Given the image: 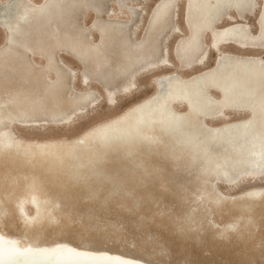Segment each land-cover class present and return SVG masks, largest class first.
Returning a JSON list of instances; mask_svg holds the SVG:
<instances>
[{
	"label": "rangeland",
	"instance_id": "rangeland-1",
	"mask_svg": "<svg viewBox=\"0 0 264 264\" xmlns=\"http://www.w3.org/2000/svg\"><path fill=\"white\" fill-rule=\"evenodd\" d=\"M157 1L105 0L102 13L106 18L129 21L131 30H136L132 34L134 39L140 41ZM184 2L173 5L175 19L168 29L172 32L168 46L175 63L178 61L173 52L188 32L184 26ZM256 16L257 13L245 14L253 31H257ZM85 18L89 19L86 23ZM78 19L84 29H94L92 8L80 11ZM177 24L182 35L176 32ZM227 24L223 21L218 26ZM4 42L5 31L0 25V46ZM113 42L117 43L112 51L79 49L76 56H56L55 62L74 68L77 79L73 83L66 78L62 84L44 86V72H49L39 67L45 60L33 55L29 58L38 75L28 81L33 89L28 91L30 116L49 117L70 110L77 102L71 92L91 89L87 105L92 106L68 124H59L57 120L58 124L14 126L16 136L24 140L16 139L9 150L0 147V231L23 243L64 240L83 247H106L158 264H230L229 257L236 260L235 264H264V191L247 193L252 187L264 186V177L240 180L234 185L215 182L219 197L213 199L202 192L204 172L193 169L194 161L173 148L165 135L148 131L144 135L131 133L125 138L102 139L99 130L83 134L152 94L155 74L169 71L141 73L133 93L117 95L112 105L106 103V87L117 92L132 76L120 71L125 66L124 51L117 40ZM163 42L164 36L161 45ZM249 52L264 54L241 51ZM216 54L211 55L205 67L181 70L182 74L190 76L210 67ZM97 58L105 63H96ZM11 59L0 53V90L7 88L6 76L20 82L23 75H29L18 66L8 71L6 65ZM85 70L89 75L87 87L86 82L81 83ZM100 77L109 82L104 84ZM18 105V101L13 103V109ZM130 119L127 115L121 122ZM78 137L81 138L76 140ZM36 139L41 143H26ZM27 191L29 201L24 211L14 201Z\"/></svg>",
	"mask_w": 264,
	"mask_h": 264
},
{
	"label": "bare ground",
	"instance_id": "bare-ground-1",
	"mask_svg": "<svg viewBox=\"0 0 264 264\" xmlns=\"http://www.w3.org/2000/svg\"><path fill=\"white\" fill-rule=\"evenodd\" d=\"M178 1H157L149 18L150 25L144 37L138 41L132 35L136 30H131L129 21L105 17L102 13L105 0H42L40 3L33 0H2L0 25L5 31V42L0 46V53L6 58L13 57L6 65L8 71L18 66L29 75H23L20 82H13L10 76L5 77L7 88L0 90V147L9 150L16 139L24 140L16 136V124L26 127L38 123L58 124L57 120H60L59 124H68L92 106L87 105L91 89L71 92L77 102L70 110L49 117L30 116L28 91L33 89L28 81L29 77L38 76L29 59L31 55L45 60V64L39 67L43 72H49L47 75L44 72V86H53L58 82L62 84L66 78L73 83L77 79L74 68L64 62L62 65L55 62L57 55L69 53L76 56L79 49L89 52L112 51L117 43L113 40H117L124 51L122 64L125 66L120 71L123 74L132 73V76L130 82L117 92L106 87V103L112 105L117 95L133 93L141 73L160 69L169 71L155 74L152 94L127 106L121 114L95 124L83 134L109 127L107 130L112 135L124 138L131 133L144 135L148 131L165 135L171 139L173 148L183 151L194 161L193 169L204 172L202 192L213 199L219 197L215 182L216 185L218 182L234 185L244 179L263 178L264 54L241 51L264 52V0H184V26L188 32L173 52L178 61L175 63L168 46L169 34L172 33L168 29L173 27L171 21L176 14L173 13V5H177ZM87 8H92L95 16L94 29H84L78 19L80 11ZM131 12L136 14L135 9H131ZM255 13L257 31H253L245 19V14ZM129 17L133 18L131 15ZM88 21V18L84 19V23ZM223 21H228V24L219 27ZM175 28L177 33L183 32L179 24ZM162 36L164 45H161ZM152 43L155 47L151 49ZM235 48L236 51L233 50ZM213 53L217 54L210 67L190 76L182 74L181 70L205 67ZM104 63L100 59L99 64ZM87 72L85 70L84 79L81 78V83L86 82V87L89 78ZM98 79L104 84L109 82L106 78ZM15 100L20 105L13 109ZM127 115L131 117L130 121L121 122ZM33 142L41 143L38 140L26 141ZM247 191L260 193L264 191V186H255ZM28 201L27 191L14 202L25 211ZM229 259L230 264L236 263L235 259ZM0 264L158 263L106 247H83L64 240L23 243L19 242L18 237L0 231Z\"/></svg>",
	"mask_w": 264,
	"mask_h": 264
},
{
	"label": "water",
	"instance_id": "water-1",
	"mask_svg": "<svg viewBox=\"0 0 264 264\" xmlns=\"http://www.w3.org/2000/svg\"><path fill=\"white\" fill-rule=\"evenodd\" d=\"M107 129L109 130L110 128L109 127H105L104 129L99 130L100 138L107 139L109 137H120V136H115L114 134L112 135V133L108 132ZM85 258H87V257H85ZM89 258H97V257H89ZM98 259L107 260V259H103V258H98ZM113 262H118V261H113Z\"/></svg>",
	"mask_w": 264,
	"mask_h": 264
}]
</instances>
